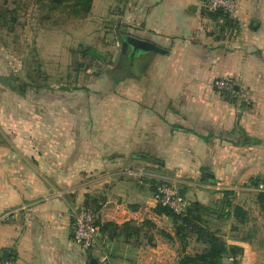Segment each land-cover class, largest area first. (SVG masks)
<instances>
[{
  "label": "crops",
  "instance_id": "obj_1",
  "mask_svg": "<svg viewBox=\"0 0 264 264\" xmlns=\"http://www.w3.org/2000/svg\"><path fill=\"white\" fill-rule=\"evenodd\" d=\"M236 3L226 15L202 0H93L92 11L121 13L131 35L166 52L131 55L130 71L108 75L105 100L67 103L65 115L55 113L61 101H45L42 131L0 139V264H179L182 244L174 220L156 212L155 186L173 182L188 203L207 204L239 189L207 172L264 175V0ZM216 78L231 79L233 91L216 89ZM236 200L248 208L244 193ZM80 206L97 215L102 254L73 238ZM257 219L250 232L221 228L243 249L238 264H264ZM202 248L193 236L186 252Z\"/></svg>",
  "mask_w": 264,
  "mask_h": 264
},
{
  "label": "rangeland",
  "instance_id": "obj_2",
  "mask_svg": "<svg viewBox=\"0 0 264 264\" xmlns=\"http://www.w3.org/2000/svg\"><path fill=\"white\" fill-rule=\"evenodd\" d=\"M50 1L0 0L1 8L8 9L10 20L7 25H0V77L6 80L0 81V139L4 135L27 132L32 126L35 131H42V117L49 107L45 101H61L63 108L52 110L65 115L73 114L65 107L67 103L105 100L110 91L108 75L132 69L129 64L131 51L124 52L122 43L131 33L123 27L121 13L113 18V13L94 12L91 6L84 14L70 2L63 1L51 7ZM85 49H94L101 59L84 53ZM146 60L148 64L150 58L137 60L134 66L137 74L140 68L147 66ZM28 117L41 120L28 124ZM23 118L26 122L21 121ZM223 175L216 172L211 178L216 183L239 188H228L234 191L230 196L234 204H238L236 198L244 193L249 221H237L235 225L230 221L231 218L235 220L234 217L208 216L210 225L221 232L222 227L250 232L257 223L252 215L264 212V175ZM255 181L259 182L255 184ZM222 197L220 194V199ZM216 202L206 205L215 206ZM258 221V226L262 223L264 228V215Z\"/></svg>",
  "mask_w": 264,
  "mask_h": 264
},
{
  "label": "trees",
  "instance_id": "obj_3",
  "mask_svg": "<svg viewBox=\"0 0 264 264\" xmlns=\"http://www.w3.org/2000/svg\"><path fill=\"white\" fill-rule=\"evenodd\" d=\"M63 1L70 2L72 6H76L84 14L89 12L93 2V0H51V7H56ZM8 12V9H2L0 5L1 26L7 25L10 21L7 17ZM84 53L101 59V55L94 49H85ZM0 81L6 82L4 77H0ZM222 194V199L217 201L216 204L214 203L215 206H209L199 201H190L182 213H177L158 204L156 212L170 216L174 220L175 235L182 244L179 264H221L223 257L229 255L236 258L242 253L243 249L241 247L228 245L221 237V231L213 229L210 225L208 216L210 218L215 216L219 218L234 217L240 223L249 221L248 211L243 206L233 203V199L230 197L234 194L233 189H223ZM131 225V222H126L122 227L129 228ZM115 227H119V225H115ZM193 236H195L198 243L203 244V248L195 253H188L186 247L189 238ZM169 238L171 237L169 236ZM234 264H238L237 259H234Z\"/></svg>",
  "mask_w": 264,
  "mask_h": 264
},
{
  "label": "built area",
  "instance_id": "obj_4",
  "mask_svg": "<svg viewBox=\"0 0 264 264\" xmlns=\"http://www.w3.org/2000/svg\"><path fill=\"white\" fill-rule=\"evenodd\" d=\"M203 6L209 11H222L226 15H234L237 8L236 0H202ZM213 86L219 91L231 92L234 83L229 78H216ZM155 200L158 204L172 209L177 213L185 211L188 203L180 193L179 188L168 182H160L156 185ZM73 238L85 249L102 254L101 225L97 221L95 211L88 206H80L74 214ZM105 260V257H101ZM238 257H231L232 260ZM4 264H16L14 259H6Z\"/></svg>",
  "mask_w": 264,
  "mask_h": 264
},
{
  "label": "water",
  "instance_id": "obj_5",
  "mask_svg": "<svg viewBox=\"0 0 264 264\" xmlns=\"http://www.w3.org/2000/svg\"><path fill=\"white\" fill-rule=\"evenodd\" d=\"M123 43V51L130 49L131 55L138 56L141 53L147 52H158V53H165L166 50L158 46L152 41L142 39L136 35L129 34L128 36L124 37L122 40ZM208 176H213L214 174L207 172ZM4 257H8L7 252L4 251ZM91 264H98L97 260L92 261Z\"/></svg>",
  "mask_w": 264,
  "mask_h": 264
}]
</instances>
